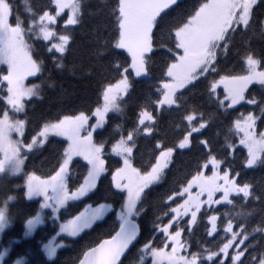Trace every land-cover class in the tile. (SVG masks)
<instances>
[{
	"label": "snow or ice",
	"instance_id": "6c2138e0",
	"mask_svg": "<svg viewBox=\"0 0 264 264\" xmlns=\"http://www.w3.org/2000/svg\"><path fill=\"white\" fill-rule=\"evenodd\" d=\"M24 2L21 15L14 0H0V65H6L0 70V86L6 84V91L0 87V181L7 182L0 194V237L13 223V205L37 203V208L20 210L23 236L31 237L38 226L50 222L54 235L41 240L39 247L47 257L43 264H56L58 250L76 244L111 214L114 228L81 247L74 264H125L127 254L139 243L137 221L147 212L149 192L164 180L174 153L190 149L196 140L204 150L203 159L156 204L152 235L137 249L136 264L149 260L151 264H264V244L256 240V236L264 239V186L257 189L240 179L245 170L264 169V131H257V121L264 124V50L258 56L252 47L254 38L264 41V0H192L188 6H183L184 0H111L106 5L107 21L92 30L87 65L81 62L70 69L85 78H100L98 103L87 111L44 119L31 134L26 133L31 122L27 104L33 98L43 99L42 88L26 86L24 81L39 78L45 62L28 41L44 43L54 66L65 68L73 36L58 32V23L68 9L64 29L81 25L84 2L48 0L39 6ZM118 50L126 52L130 62H121ZM233 52L245 66L244 74L220 67ZM157 56L160 78L149 85L133 126L116 124L112 137L118 139L97 142L94 133L106 128L109 114L123 115L133 74L151 80ZM202 83L215 112L206 113L201 104L190 103ZM250 85L259 86V96L249 93ZM221 86L223 98L218 94ZM241 102L255 106L258 114L249 111L232 120L220 149H215L205 131ZM171 113L179 115L176 127L181 135L168 146L156 137L160 120ZM215 135L219 137L221 131ZM55 137L64 138L55 164L44 174L26 171L27 162L43 155ZM142 137L154 139L155 144L152 159L137 167L134 150ZM238 145L246 150L240 170L235 164ZM106 150L122 160L111 172L118 201L109 202L107 195L92 200L109 171ZM76 165L84 169L79 175L73 172ZM17 179L22 183H12ZM249 204L258 207L249 209ZM256 213L260 219L253 225ZM201 225L203 236L195 240ZM18 242L0 244V264H27L15 251Z\"/></svg>",
	"mask_w": 264,
	"mask_h": 264
},
{
	"label": "trees",
	"instance_id": "16d2710c",
	"mask_svg": "<svg viewBox=\"0 0 264 264\" xmlns=\"http://www.w3.org/2000/svg\"><path fill=\"white\" fill-rule=\"evenodd\" d=\"M83 2V21L81 25L70 26L69 29L65 30L63 27V19L67 18L65 13L62 14L63 19H60L58 23V32L68 31L73 36L72 47L64 60L65 68L58 69L54 66L50 56L45 52L44 43H34L32 40L28 41L30 44H34V53L38 54L45 62L42 74H37L39 78L34 77L29 80V83L41 85V96L43 99L38 100L37 98H33L32 101L27 104L28 116L31 121L26 130V133L28 134H31L44 119H55L58 115H71L78 111H87L90 108H94L98 103V81L100 78L98 76L85 78L81 75L79 70L73 73L70 69L74 64L78 65L81 62L87 65L88 53L92 48L90 43L92 39V30L97 25L107 21L106 5L110 4L111 0H83ZM191 2L192 0H184L183 6H188ZM14 3L18 7L21 15H24V0H14ZM28 3L35 6L47 5L48 0H28ZM252 47L257 50V55L259 56L262 54V50H264V41L254 38L252 40ZM118 51L121 53L119 57L121 62L125 59H129L130 62V58L127 57L126 52H123V50ZM153 65L151 80L136 78L133 74L131 77L134 81L133 89L122 104V107L124 108L123 115L115 113L109 114V123L106 128L98 129L97 133H94V139L97 142L101 140L118 139V136L114 138L112 137V129L116 124H123L127 128L133 126L136 114L139 111V106L144 103V98L150 90L149 85L154 84L156 80L160 78L161 63L159 56L153 57ZM220 67L230 71L232 74H244L245 72V66L235 52L231 53L226 60H223ZM3 69H6V67L0 65V70ZM108 76L109 79H111V74H108ZM209 79H211V77ZM0 87L4 88L6 91V84ZM249 93H254L259 96V86L251 85L249 87ZM249 93H246V95ZM218 94L223 98L222 89H218ZM190 103L201 104L202 110L206 113L216 111L215 105H209L207 103V95L203 83L199 87L197 96L190 99ZM0 107H2V105H0ZM249 111L258 114V109L255 106L247 105L243 102L235 106L234 110L230 109L228 113L222 115L219 120L215 121L212 126L205 131V136L212 140L215 149H220V145L224 140L223 133L227 130L231 121L238 118L241 114L247 115ZM20 117L24 118L23 115H20ZM179 122L180 118L177 113L165 114L164 118L160 120L159 134L156 139H161L168 146H172L181 135L180 129L176 127ZM263 128L264 124L258 121V131ZM218 130L221 131L219 137L215 135ZM52 139L53 142L48 145L43 155L33 157L27 162L26 171L36 170L38 174H44L55 164L56 152L62 151L63 147L59 142L63 141V139L58 137ZM238 139L239 136H236V142H238ZM154 144L155 140L152 138L142 137L137 140V149L134 150L135 166H144L152 159ZM108 147L110 149V144ZM245 154L246 150L238 146L235 153L237 170H240L239 165ZM203 156L204 150L197 144L196 140L193 141V146L190 149H178L174 153L173 163L170 165V170L166 173L164 180L161 181L160 185L154 186L147 196L144 205L147 212L137 221L141 227V233L138 240L139 243H137L127 254L125 264H136V261L138 260L137 249L147 239L151 238L154 209L160 198L165 196V194H170L169 190L178 180L183 178L185 173L194 170L197 161L202 160ZM77 160L80 159L77 158ZM105 160L109 171L104 174L102 180L99 182L98 187L100 191L97 196L92 197V200L107 195L111 198L109 202H112L113 200L118 201L119 197L113 195L115 189L111 184V172L114 171L116 167L121 166L122 160L120 157L110 154L108 150H106L105 153ZM83 171L84 169L80 165H76L73 169L74 175H79ZM240 179L253 183L256 188L259 189L264 186V169L256 168L245 170ZM12 183L19 184L22 183V181L17 179L13 180ZM6 185V181H0V194H2ZM91 202L92 201H85V203ZM237 203H239V201H237ZM37 207V203L27 201H23L18 205H13L10 209V213L14 217L13 223L5 230V234L0 237V244H7L10 239L18 240L19 242L14 245L15 251L24 256L27 264H43V262L47 260L44 252L39 247V243L41 240L54 235L51 223L46 222L44 225L39 226L31 237L23 236L24 229L20 210L34 209ZM248 207L251 209L253 207H258V205L249 204ZM239 210V208L235 209V211ZM221 211H224V209L221 208ZM114 219V216L107 214L104 222L96 226L94 230L88 231L87 234H82V238L79 239L76 244L58 250L56 264H74V257L81 247L95 242L100 237L106 236V234L114 228ZM259 219L260 214L256 213L251 223L254 225ZM202 236L203 225L197 229L196 236L193 239L199 240ZM256 240L264 244V239H261L260 236H256ZM156 244L157 246L160 245L159 239L156 241ZM193 250H195V247H193ZM15 258L14 255L13 259Z\"/></svg>",
	"mask_w": 264,
	"mask_h": 264
},
{
	"label": "rangeland",
	"instance_id": "374dc122",
	"mask_svg": "<svg viewBox=\"0 0 264 264\" xmlns=\"http://www.w3.org/2000/svg\"><path fill=\"white\" fill-rule=\"evenodd\" d=\"M68 9H65V14L67 15V13H68ZM2 66H5L6 67V65H2ZM32 78H34L33 76H30V77H28L25 81H24V84L26 85V86H31V85H33L34 83H29V80L30 79H32ZM251 86V85H250ZM249 86V87H250ZM219 89H222V91H223V86H221ZM241 103H243V102H241ZM237 106V105H236ZM19 118H21L22 119V117H19ZM93 123L95 122V121H92ZM257 131H258V121H257ZM260 131H264V128L263 129H261ZM259 132V131H258ZM58 138H60V139H63L64 140V138L63 137H58ZM239 140V139H238ZM237 144H238V142H237ZM239 146V145H238ZM239 147H242V146H239ZM243 148V147H242ZM77 159V158H76ZM79 159H81V158H79ZM207 171V170H206ZM208 174H210V172L208 173ZM41 226V225H40ZM39 227V226H38ZM37 227V228H38ZM46 256V255H45ZM148 264H151V261L149 260L148 261Z\"/></svg>",
	"mask_w": 264,
	"mask_h": 264
},
{
	"label": "water",
	"instance_id": "95a60500",
	"mask_svg": "<svg viewBox=\"0 0 264 264\" xmlns=\"http://www.w3.org/2000/svg\"><path fill=\"white\" fill-rule=\"evenodd\" d=\"M139 237H140V235L138 236V240H139Z\"/></svg>",
	"mask_w": 264,
	"mask_h": 264
}]
</instances>
